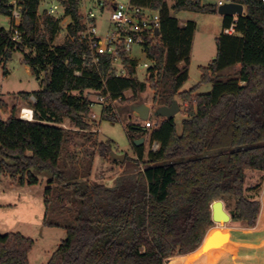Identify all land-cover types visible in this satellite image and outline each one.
Returning <instances> with one entry per match:
<instances>
[{
    "label": "trees",
    "instance_id": "16d2710c",
    "mask_svg": "<svg viewBox=\"0 0 264 264\" xmlns=\"http://www.w3.org/2000/svg\"><path fill=\"white\" fill-rule=\"evenodd\" d=\"M9 0H0V15L8 17ZM41 0H22L20 41L0 27V65L13 52L23 53V63L31 68L41 89L18 94L34 99L32 120L16 116V106L0 109V175L13 184L36 185L37 174L47 175L44 190L46 207L43 225L66 231L46 264H166L174 256L196 251L213 226L211 204L234 201L231 220L255 227L261 203L245 195L246 171L264 172V3L238 0L245 6L243 16H224L222 28L234 24V34L222 33L215 39L216 56L208 67L200 68V81L180 92L188 80L190 52L195 23L179 25L171 14L181 11L211 13L212 4L202 0H176L169 9L164 0H130L151 6L160 15L159 36L145 47L154 63L146 82L136 77V63L127 58L128 76L109 77L105 90L112 99L137 103L148 86L156 109L182 102L181 131L175 118H162L153 128L129 124L126 134L136 158L125 156V170L111 186L87 180L90 167L78 171L71 144L82 140L100 157L114 160L110 141L98 142L90 129V101L84 91L103 88L100 75L108 70L103 58L100 70L91 64L86 45L78 42L81 17L77 0H64L68 38L52 45L58 20L37 15ZM33 50L24 53V49ZM239 69L227 76L229 69ZM78 72L79 74H76ZM6 74V72H4ZM211 83L208 93L195 94L199 85ZM130 90L132 96L124 97ZM103 110L100 120L115 121ZM64 120L74 127L64 128ZM147 135L150 150L135 146L134 140ZM157 143L158 149L151 150ZM138 163L145 166L137 169ZM91 160H87V165ZM67 165L71 166L70 179ZM77 178H85L79 181ZM52 186H55L52 188ZM71 206L64 210L65 203ZM56 205L69 211L73 222L60 225L46 215ZM208 231V232H207ZM34 241L16 232L0 234V264H29Z\"/></svg>",
    "mask_w": 264,
    "mask_h": 264
},
{
    "label": "rangeland",
    "instance_id": "374dc122",
    "mask_svg": "<svg viewBox=\"0 0 264 264\" xmlns=\"http://www.w3.org/2000/svg\"><path fill=\"white\" fill-rule=\"evenodd\" d=\"M64 0H41L37 15L42 23V17L48 15L58 20V30L52 45H58L64 42L69 36L67 32L68 25L72 24V20L63 21L65 8L62 5ZM103 0H81L87 7H93L94 3ZM130 0H114V3H127ZM79 3V0H77ZM168 6L175 4L176 0H165ZM213 0H202V4H213ZM51 7H55L54 13H49ZM172 12V10H171ZM246 9L243 10L245 14ZM172 15L181 23L185 21H192L195 23V31L193 35V49L192 61L189 64L188 80L185 82V88L196 86L200 81L199 65H207L211 62L216 53L215 39L222 33L223 18L217 13L205 14L191 11H181L179 13L172 12ZM236 19V16H233ZM10 21L6 16L0 15V27L8 29ZM32 53L33 50L24 49V53ZM131 57L137 60L141 66L137 67L136 77L138 81L146 82L149 77L148 70L154 67V63H147L144 54L138 48H134L131 52ZM213 56V57H212ZM148 64L149 67L143 66ZM236 71V68L229 69L225 74L224 81H227V76ZM6 72V74H4ZM148 73V75H147ZM147 76V77H146ZM211 83H202L198 87V93H208L211 90ZM40 84L35 79L33 71L23 63V53L13 52L10 59L4 64L0 65V100H3L8 109L16 106V116L19 117L21 107H31L34 99L23 100L18 96L21 92L32 93L40 90ZM131 92L124 93L125 98H130ZM23 100L24 102H21ZM179 104V113L176 114L175 123L177 131H181V110L182 102L179 98L176 99ZM141 104L148 105L151 109L149 111L148 119L156 124L161 120V117L156 115V106L152 104V92L148 86L146 90L138 95L137 103H125L122 100L114 104V110L109 115L115 116V121L100 120L101 108L94 106L92 113L95 114L96 119L87 117L90 123V129L87 132H96V139L98 142L110 141L113 151L120 155H125L130 158H136L133 152V146L130 143L126 127L133 122L138 124L143 120L137 119V115H132V106H139ZM136 116V117H135ZM0 118L6 120L8 115L2 113L0 109ZM20 118V117H19ZM64 128H72L73 125L69 121L64 120L61 125ZM140 139H144L145 153L150 150L148 136L145 135ZM134 143V141H133ZM74 156L77 159L76 168L78 171L90 167V174L87 180L91 182L102 183L106 186H111L114 180L123 174L125 165L123 162H113L108 157H100L97 150L89 144H85L82 140L75 141L71 144ZM91 160V164L87 165V160ZM71 166L67 165V176L71 178L72 173L69 172ZM144 165L138 163L137 170H143ZM39 183L36 185H25L21 187L13 184L10 178L0 175V234L6 233H20L25 237L31 238L34 241L33 248L29 253V264H46L51 257L52 252L57 248L62 240L66 238V231L60 227L48 228L43 225L45 218L46 207L44 204V190L48 186L47 175L37 174ZM85 178H77L76 180L83 181ZM55 186H52L54 188ZM245 195L249 199H257L261 203L260 214L263 209L264 198V172L262 171H246L245 180ZM71 205L67 202L61 206L64 210ZM225 212L230 216L234 209V201L223 202ZM259 214V215H260ZM46 219L50 222H55L60 225H70L73 222L72 215L69 211H61L60 207L56 205L50 207L46 215ZM259 219V217H258ZM258 223V220H257ZM257 223L255 226H257ZM224 230H232L233 238L230 240L229 251L231 253L232 264H264V240L258 239L256 232L254 233L249 228L245 227L243 223L230 221L228 223H219ZM218 224L213 223V226L207 231V235L198 248L203 250L205 247V240L214 231ZM255 228V227H253ZM197 249V250H198ZM190 254H186L187 256ZM263 259V260H262ZM219 259L216 261L218 262ZM218 264V263H215Z\"/></svg>",
    "mask_w": 264,
    "mask_h": 264
},
{
    "label": "built area",
    "instance_id": "2783aa9c",
    "mask_svg": "<svg viewBox=\"0 0 264 264\" xmlns=\"http://www.w3.org/2000/svg\"><path fill=\"white\" fill-rule=\"evenodd\" d=\"M214 10L225 4H241L238 0H213ZM264 3V0H260ZM243 6V10L245 6ZM7 6L10 8V14L7 17L10 21L8 29L11 39L15 42L20 41V33L18 27L20 26L23 4L22 0H9ZM55 7L49 10V13H54ZM81 29L78 32V42L86 45L91 58V64L96 69L100 70L102 59L108 61V70L105 74L100 75V82L103 88L96 92V97L89 104V116L91 119H96L95 114L92 113L94 106H100L101 112L103 110H114V104L120 102L121 98L112 99L110 93L105 90L106 82L109 77L123 78L128 76L129 65L124 62V59H131V52L134 48H138L141 53L146 54L145 47L148 42L157 37L155 31L160 28V15L157 9L151 6H142L133 4L130 1L127 3H117L108 5L104 1L93 4L86 10L83 15H80ZM225 34H234V24L223 29ZM133 61V60H132ZM139 64L135 65L136 67ZM143 66H147L143 64ZM76 74H79L76 72ZM31 110V109H30ZM28 111L25 108L20 110L19 117ZM31 110V117H32ZM32 120V119H31ZM143 129H150L155 126L150 120H143L138 124ZM159 145L153 143L151 150H157Z\"/></svg>",
    "mask_w": 264,
    "mask_h": 264
},
{
    "label": "bare ground",
    "instance_id": "6f19581e",
    "mask_svg": "<svg viewBox=\"0 0 264 264\" xmlns=\"http://www.w3.org/2000/svg\"><path fill=\"white\" fill-rule=\"evenodd\" d=\"M28 111H25L22 114V117L25 120H31V110L25 108ZM214 231L207 237L205 240V247L203 250H196L190 255L187 256H174L167 260L166 264H232V256L229 251L230 240L233 238L232 230H224V227H221L219 223ZM258 239L262 238L264 240V198H263V209L259 215L258 223L255 228H251ZM219 259L218 262H216ZM264 259V258H263ZM262 259V260H263Z\"/></svg>",
    "mask_w": 264,
    "mask_h": 264
},
{
    "label": "water",
    "instance_id": "95a60500",
    "mask_svg": "<svg viewBox=\"0 0 264 264\" xmlns=\"http://www.w3.org/2000/svg\"><path fill=\"white\" fill-rule=\"evenodd\" d=\"M220 16H243V6L241 4H225L220 6L217 10H213ZM155 35L159 36V30L155 31ZM131 109L137 114L141 120H147L149 116V108L146 105L132 106ZM179 105L176 100L172 101L169 107H160L156 110V115L162 118H173L179 113ZM143 139L134 140L135 146H141ZM110 156L119 162L125 160V155H120L115 152H111ZM211 217L213 223H228L231 221L230 216L225 212L223 208V202L218 200L211 204Z\"/></svg>",
    "mask_w": 264,
    "mask_h": 264
},
{
    "label": "crops",
    "instance_id": "0c3cea01",
    "mask_svg": "<svg viewBox=\"0 0 264 264\" xmlns=\"http://www.w3.org/2000/svg\"><path fill=\"white\" fill-rule=\"evenodd\" d=\"M106 4H108V5H113V4H115L114 3V0H103ZM164 2H165V0H164ZM166 3V2H165ZM166 5H167V3H166ZM39 6H40V4H39ZM91 7V6H90ZM90 7H87L84 3H82L81 2V0H79V3H78V13H79V15H83L85 12H86V10L88 9V8H90ZM167 7L169 8V9H171L172 7H173V5L172 6H168L167 5ZM51 8H53V7H51ZM50 8V9H51ZM38 9H39V7H38ZM37 13H38V11H37ZM211 13H215V12H211ZM211 13H205V14H211ZM171 14H172V12H171ZM244 15V14H243ZM64 19H63V21L65 22V21H68V20H71V18L68 16V15H66V14H64ZM179 22V21H178ZM187 21H185L184 23H181V22H179V25H184L185 23H186ZM59 24V23H58ZM63 43V42H62ZM62 43H60V44H62ZM60 44H58V45H60ZM192 49H193V41H192V46H191V52H190V62L192 61ZM144 56H145V58L147 59V63L148 64H150V63H152V61H150L148 58H147V56H146V54H144ZM215 56H216V53H215ZM215 56H214V58H215ZM213 57V56H212ZM213 58V59H214ZM131 59L138 65L139 63H137V60L135 59V58H132L131 57ZM212 62V61H211ZM211 62H209L207 65H205V66H203V65H199V69L201 68V67H208L209 65H210V63ZM144 64H146V63H144ZM148 64H146L147 65V67H149L148 66ZM140 65V64H139ZM141 66V65H140ZM137 67H139V66H137ZM137 67H136V73H137ZM29 68V67H28ZM235 68H236V71L239 69V65H237V66H235ZM30 70H31V68H29ZM147 75H148V73H147ZM200 76H201V73H200ZM147 77V76H146ZM146 79H148V77L146 78ZM141 82V81H140ZM211 86H212V84H211ZM193 87H190V88H185V84L182 86V88L180 89V92H184V91H188V90H190V89H192ZM126 92H131L130 90H127V91H125L124 93H126ZM195 94H202V93H198V90L196 91V93ZM84 96L85 97H87L88 98V100L89 101H93L94 99H95V97H96V92H94L93 90H86V91H84ZM30 98H32V97H30ZM21 102H24L23 100H20ZM178 103V102H177ZM143 105H145V104H143ZM179 105V104H178ZM149 109H151L148 105H146ZM29 108V109H31V107H25L24 105H18L17 106V108L19 109V108ZM150 111V110H149ZM132 115H137L134 111H132ZM182 115V114H181ZM136 117V116H135ZM137 119H139L138 118V116L136 117ZM175 118V117H174ZM184 119V116L182 115L181 116V121ZM149 120V119H148ZM27 121H31V120H27ZM133 125H138V123L137 122H133L132 123ZM144 139H143V143H144ZM142 143V144H143ZM141 144V145H142ZM72 151H73V149H72ZM3 177H8V176H5V175H3ZM9 178V177H8ZM11 181V180H10ZM11 183H12V181H11ZM12 185H13V183H12ZM25 186V185H24ZM24 186H21V187H24ZM55 251V250H54ZM53 251V252H54ZM52 252V253H53ZM52 255V254H51ZM28 258H29V255H28ZM29 261V260H28Z\"/></svg>",
    "mask_w": 264,
    "mask_h": 264
}]
</instances>
